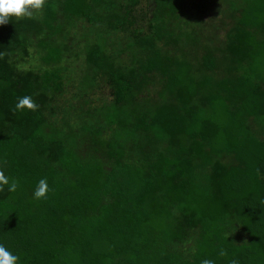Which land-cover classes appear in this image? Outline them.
Here are the masks:
<instances>
[{"label":"trees","instance_id":"trees-1","mask_svg":"<svg viewBox=\"0 0 264 264\" xmlns=\"http://www.w3.org/2000/svg\"><path fill=\"white\" fill-rule=\"evenodd\" d=\"M140 1L46 0L0 25V170L19 185L0 192V244L17 264H264V0L228 1L225 42L196 60L175 29L216 0ZM80 55L77 106L58 105ZM100 81L111 100L91 105ZM25 95L37 111H14Z\"/></svg>","mask_w":264,"mask_h":264},{"label":"rangeland","instance_id":"rangeland-1","mask_svg":"<svg viewBox=\"0 0 264 264\" xmlns=\"http://www.w3.org/2000/svg\"><path fill=\"white\" fill-rule=\"evenodd\" d=\"M228 1L230 0H216V4L211 7V10L200 16V19L196 18L197 21H192L189 24L181 23L180 27L181 28H176L175 32L180 33L183 32L184 35L188 36V43L185 45V41L182 40L181 43L178 44V47L175 51L177 55H179L182 52H186L189 54V60L193 59H200L202 53H203V47H217V46H222L223 43L225 42V35L228 30V28L232 24V19L227 15L228 14ZM186 5H190V1L188 3L186 2ZM153 7V0H141L137 11L139 12L141 9H145L150 13V10ZM136 11V13H137ZM176 16H184L186 13L181 8L178 10ZM179 17V18H184V17ZM142 28H144L143 24H140ZM81 27V28H80ZM75 31L78 30H87L86 24L85 23H78L75 26ZM171 31V29H170ZM78 34V33H77ZM169 33L165 36V39L169 38L168 37ZM211 36V37H208ZM127 35L124 33H119L116 35V38L114 39V43L117 44V41L119 39L121 42H124L126 39ZM106 38V37H104ZM183 39V38H182ZM102 41H104L103 38H101ZM113 43V44H114ZM165 45L164 42H159L158 46L162 47L163 51L166 53H173V47L168 45L166 43ZM124 56V55H123ZM191 57V58H190ZM28 65H32L33 67L40 66V63L34 58L28 60ZM66 65V69L64 72L61 71V76H62V87H63V92L61 94L60 98H57V104L58 105H63L64 103L72 101V104L74 107L77 106V100L72 98V93L74 92V84L77 82V80H80V78L84 75L89 73V69L87 68L84 60H83V55H80L78 59L75 61H72V57L68 58L66 61L63 63ZM62 65V67H64ZM48 71H52L51 69H48ZM81 87L82 89H86L89 85L94 84L97 85V82H94L93 80L89 78H84V81L81 82ZM99 86L97 87L96 91L94 94H88L87 98L88 99H93V102H91V105H100L105 102H108L111 100V97L109 96L107 86L104 84L103 81L99 82ZM159 89L158 84H154V86H151L149 88L150 95L156 96V91ZM60 113L57 112L56 117H60ZM69 116L71 117L70 122H74L73 120L74 117V112L70 111ZM56 118V119H57ZM223 161H227V159H222ZM229 236L232 238L233 241L236 243H242L245 241V235L241 231V229L236 226V228L232 229V231L229 233Z\"/></svg>","mask_w":264,"mask_h":264},{"label":"clouds","instance_id":"clouds-1","mask_svg":"<svg viewBox=\"0 0 264 264\" xmlns=\"http://www.w3.org/2000/svg\"><path fill=\"white\" fill-rule=\"evenodd\" d=\"M46 0H0V25H6L12 17L17 19L32 18L35 12L42 10ZM27 109L35 112L39 109V105L35 102L31 95L20 97L15 104L14 111ZM8 185L9 192H15L18 182L13 180L9 184V178L5 176L3 170H0V192L4 190V186ZM49 191L46 178H42L38 182V186L33 193L34 198H46ZM221 256L227 253L223 249L220 251ZM19 257L13 255L6 247L0 244V264H17ZM201 264H214L210 259H204ZM230 264H238L236 260H232Z\"/></svg>","mask_w":264,"mask_h":264}]
</instances>
